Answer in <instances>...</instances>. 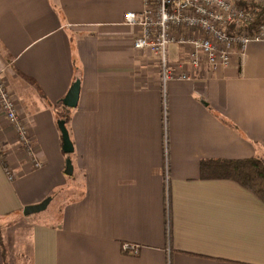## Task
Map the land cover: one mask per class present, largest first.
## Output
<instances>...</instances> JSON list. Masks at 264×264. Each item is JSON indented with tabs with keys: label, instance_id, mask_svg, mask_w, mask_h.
I'll return each instance as SVG.
<instances>
[{
	"label": "crops",
	"instance_id": "1",
	"mask_svg": "<svg viewBox=\"0 0 264 264\" xmlns=\"http://www.w3.org/2000/svg\"><path fill=\"white\" fill-rule=\"evenodd\" d=\"M143 9L144 0H0V78L42 163L0 111L9 264H264V202L201 175L206 160L264 159V41L218 70L194 68L191 49L171 45L170 66L190 78L164 93L157 57L134 47L140 30L124 23ZM77 80L66 125L80 192L50 216H28V237L7 244L24 208L67 184L57 120Z\"/></svg>",
	"mask_w": 264,
	"mask_h": 264
},
{
	"label": "built area",
	"instance_id": "2",
	"mask_svg": "<svg viewBox=\"0 0 264 264\" xmlns=\"http://www.w3.org/2000/svg\"><path fill=\"white\" fill-rule=\"evenodd\" d=\"M260 12L264 15V0H144L143 11L128 12L124 23L140 30L134 47L157 57L165 93L169 81L190 78L170 66L171 45L191 49L194 68L204 64L211 70L229 67L245 56L251 42L264 41V16L257 23ZM0 111L13 126L18 143L27 151L34 167L40 168L42 163L31 149L17 101L1 78ZM6 171L13 179L11 172ZM123 250L133 256L138 254V248L129 244Z\"/></svg>",
	"mask_w": 264,
	"mask_h": 264
},
{
	"label": "trees",
	"instance_id": "3",
	"mask_svg": "<svg viewBox=\"0 0 264 264\" xmlns=\"http://www.w3.org/2000/svg\"><path fill=\"white\" fill-rule=\"evenodd\" d=\"M263 13L257 16V23L263 21ZM58 113L66 124L70 122L69 109L65 106ZM201 175L204 179L232 180L252 192L264 202V159L253 157L237 160H206L201 164ZM0 247L5 264L8 263V252L0 229Z\"/></svg>",
	"mask_w": 264,
	"mask_h": 264
},
{
	"label": "water",
	"instance_id": "4",
	"mask_svg": "<svg viewBox=\"0 0 264 264\" xmlns=\"http://www.w3.org/2000/svg\"><path fill=\"white\" fill-rule=\"evenodd\" d=\"M79 97H80V81L77 80L72 85L67 96L62 100V103L68 109H76L78 107ZM58 127L61 132V136H62L63 152L68 156V158L66 159L65 175L73 176L74 166H73V162H72L70 155L74 153L75 147L71 140L70 133L67 128L66 121L64 119H61L58 121ZM51 201H52V198H47L40 204L27 206L23 210V215L28 217L31 215H36L41 212H44L47 210Z\"/></svg>",
	"mask_w": 264,
	"mask_h": 264
},
{
	"label": "rangeland",
	"instance_id": "5",
	"mask_svg": "<svg viewBox=\"0 0 264 264\" xmlns=\"http://www.w3.org/2000/svg\"><path fill=\"white\" fill-rule=\"evenodd\" d=\"M170 51V50H169ZM71 110L74 109H69V112ZM61 120V119H59ZM57 120V121H59ZM67 178V184L66 186H63L64 188H59L55 194L53 196H50L48 198H52V204H50V207H48V209L46 211L41 212L39 214H37L36 216H50L51 214H53V212L55 213L57 207L63 203L66 199H71V197H74L75 195L79 194L80 192V185H77L74 180L72 179V177L68 176ZM70 178V179H69ZM72 188V189H71ZM62 189V190H60ZM74 193H76L75 195H73ZM73 195V196H72ZM28 217H23V215H20L19 220H16V222L14 224H10L9 226L10 229L8 231L9 235H10V240L8 239V233H6L5 237H6V242L8 244V241H14L15 239H19L21 240L22 237H25L29 235V230H30V225H31V219ZM2 223H0V228L2 229L3 227L1 226ZM3 232V230L1 231V233ZM8 251V250H7Z\"/></svg>",
	"mask_w": 264,
	"mask_h": 264
}]
</instances>
